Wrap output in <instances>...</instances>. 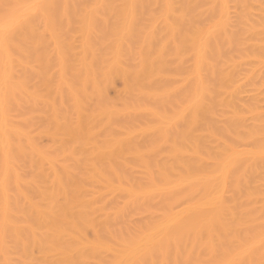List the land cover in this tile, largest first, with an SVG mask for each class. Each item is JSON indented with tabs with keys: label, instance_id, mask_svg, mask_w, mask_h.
<instances>
[{
	"label": "bare ground",
	"instance_id": "bare-ground-1",
	"mask_svg": "<svg viewBox=\"0 0 264 264\" xmlns=\"http://www.w3.org/2000/svg\"><path fill=\"white\" fill-rule=\"evenodd\" d=\"M106 255L264 264V0H0V264Z\"/></svg>",
	"mask_w": 264,
	"mask_h": 264
},
{
	"label": "rangeland",
	"instance_id": "rangeland-1",
	"mask_svg": "<svg viewBox=\"0 0 264 264\" xmlns=\"http://www.w3.org/2000/svg\"><path fill=\"white\" fill-rule=\"evenodd\" d=\"M118 84H119V83H118ZM118 84H117V85H118ZM117 85H115V87H116V88L114 87L115 89L112 88L113 90H112V89H110L111 91L109 90V94H110L109 96L113 97V96L115 95V93H113V92H115V90L118 89V88H117ZM119 85H120V84H119ZM119 85H118V87H119ZM119 88H120V87H119ZM35 256H37V255H35ZM108 256H109V255L103 256V257H105L104 259L101 257V258H100L101 262H100V261H99V262H97V261L95 262V261H94V262H95V263H94L93 260H90L91 258H89V260H88L87 262H88V264H100V263L103 264L102 261H104V264H111V263H109V261L111 260L110 262H113L112 260L115 259L116 257L114 258L113 256H112V257H110V256L108 257ZM106 257H107V258H106ZM118 259H119V258H118ZM124 259H125V261H124ZM126 259H127V261L130 260L131 262H130V261L127 262ZM135 259H137V257H133V260H132V257H131V258H128V257H126V258H125V257H121V260H122V261H121V260H118V261H120V263H118V264H122V262H124L123 264H127V263H129V264H134ZM86 260H87V259H86ZM118 261H117V262H118ZM132 261H133V262H132ZM89 262H90V263H89ZM91 262H92V263H91ZM117 262L114 261L113 264H115V263H117ZM125 262H126V263H125Z\"/></svg>",
	"mask_w": 264,
	"mask_h": 264
}]
</instances>
